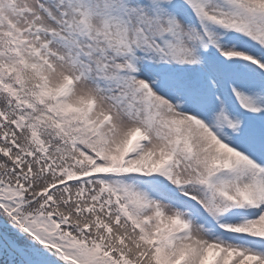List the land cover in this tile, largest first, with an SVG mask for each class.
<instances>
[{
	"label": "snow or ice",
	"instance_id": "obj_1",
	"mask_svg": "<svg viewBox=\"0 0 264 264\" xmlns=\"http://www.w3.org/2000/svg\"><path fill=\"white\" fill-rule=\"evenodd\" d=\"M0 264H264V0H0Z\"/></svg>",
	"mask_w": 264,
	"mask_h": 264
}]
</instances>
